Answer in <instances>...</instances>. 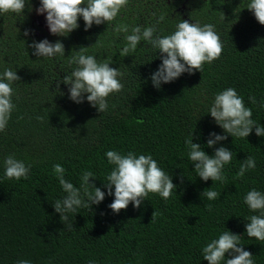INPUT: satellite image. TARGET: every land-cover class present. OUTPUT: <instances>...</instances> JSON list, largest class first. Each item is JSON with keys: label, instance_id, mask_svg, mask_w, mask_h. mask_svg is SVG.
<instances>
[{"label": "trees", "instance_id": "obj_1", "mask_svg": "<svg viewBox=\"0 0 264 264\" xmlns=\"http://www.w3.org/2000/svg\"><path fill=\"white\" fill-rule=\"evenodd\" d=\"M249 2L129 0L112 23L85 31L80 18L78 29L67 37L48 34L34 23L39 0H30L32 10L26 6L20 15L0 14V73L11 68L20 77L13 84L16 108L0 132V264L20 259L31 264H208L202 248L226 230L241 236L254 264H264V242L246 235L247 218L255 213L244 203L251 189L264 192V137L253 129L247 138L229 135L214 148L206 146L210 133L225 135L209 109L215 95L229 87L264 127V26L247 9ZM181 20L214 25L223 43L221 57L205 63L202 73H184L156 89L150 76L161 64L158 49L141 41L135 52L121 56L130 31L114 29L119 24L129 29L155 25L163 36L173 33ZM44 39L62 42L65 55L51 59L32 55L29 45ZM81 47L89 48L86 54L98 60L111 58L109 66L122 73L124 88L109 96L104 113L86 97L81 104L73 102L69 86L59 83L76 67L70 60ZM191 133L193 143L209 156L221 146L233 152L224 168L225 183L205 182L196 175L185 145ZM109 150L152 155L172 177L176 191L167 201L150 193L139 209L130 203L114 214L108 207L114 195L107 194L103 183L113 168L105 155ZM8 155L32 165L29 179L3 178ZM247 156L255 158L256 168L237 179ZM56 164L65 168V179L77 188L82 173L91 171L96 180L89 183L105 192L99 205L70 216L75 230L61 222L53 207L65 195L53 173ZM210 188L221 193L220 198L203 197ZM230 258L226 254L225 259Z\"/></svg>", "mask_w": 264, "mask_h": 264}, {"label": "clouds", "instance_id": "obj_2", "mask_svg": "<svg viewBox=\"0 0 264 264\" xmlns=\"http://www.w3.org/2000/svg\"><path fill=\"white\" fill-rule=\"evenodd\" d=\"M128 2L129 0H39L40 6L35 11L38 15L46 14L47 27L52 35L67 37L78 29L80 18L84 21L85 31L93 25L112 23L127 7ZM26 6L29 11L32 10L30 0H0V14L20 15ZM247 9L253 13L257 22L264 26V0H250ZM163 19L161 16L160 21ZM114 30L124 33L130 31V34L125 36L126 44L120 52L121 56L127 57L129 53L135 52L141 41L158 49L161 64L150 76L156 89H160L162 84L175 81L184 73L189 75L196 71L202 73L203 65L218 60L223 51L221 38L212 24L201 25L198 22L181 20L173 33L163 36L157 34L155 25L144 28L134 26L129 29L128 25L119 24ZM23 34L29 36L30 30ZM29 47L33 49L32 55L38 58L51 59L57 55H65L64 45L59 40L55 43L47 39L39 42L33 40ZM88 49L81 47L78 52L75 51L76 54L72 56L70 63L76 67L59 83L69 86V98L73 102L81 104L86 97L93 108L99 113H104L109 107V96L120 93L124 88L119 79L122 73L119 69L109 66L113 63L111 58L98 60L95 56L86 54ZM19 80L17 72L11 68H5L0 73V132L6 130L16 108L13 103L15 95L13 84ZM249 99L252 104L257 103L254 96ZM209 112L216 124L224 130L225 135L210 133L206 145L208 148H214L218 143L227 140L229 135L233 138H247L253 129L256 136L264 137V127L252 119V109L245 106L243 97L238 95L235 88L229 87L216 94ZM185 145L189 148L188 158L194 165V172L201 180L219 181L222 184L226 182L224 168L232 161V151L221 146L215 148L214 154L209 156L202 150L200 144L193 143V133L185 140ZM105 155L108 163L113 165L110 174L106 176V182L103 183L107 194L114 195L113 202L108 206L114 214L126 210L130 203L139 209L150 193L159 194L167 201L173 190L176 191L172 177L158 166L152 155L137 156L134 152L123 155L113 150L107 151ZM3 167L4 179L20 181L29 179L32 165L26 164L14 155H8L3 160ZM255 168V158L247 156L241 162L236 178H243L246 172ZM65 171L60 164L53 166L55 178L65 194L55 201L53 207L60 215L61 222L67 225L69 230H75L70 216L73 214L76 216L81 208L91 210L93 205H99L105 199V192L94 183H89L90 180H96L91 171L82 173L79 188L65 179ZM202 196L214 201L220 198L221 193L210 188L206 189ZM244 203L250 212L255 213L247 218L248 222L245 224L247 237L264 242V192L251 189L245 195ZM206 208L211 211L212 205L208 204ZM155 216L154 212L152 220ZM226 254L231 258L225 259ZM202 256L208 264H254L252 254L245 251L241 245V236L228 230L208 242L202 248ZM16 264H31V261L20 259Z\"/></svg>", "mask_w": 264, "mask_h": 264}, {"label": "water", "instance_id": "obj_3", "mask_svg": "<svg viewBox=\"0 0 264 264\" xmlns=\"http://www.w3.org/2000/svg\"><path fill=\"white\" fill-rule=\"evenodd\" d=\"M34 23L44 30L46 33L51 34L48 27H47V22H46V14L45 15H38L35 11L34 15Z\"/></svg>", "mask_w": 264, "mask_h": 264}]
</instances>
